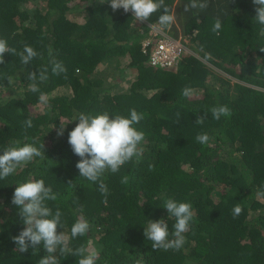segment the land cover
I'll use <instances>...</instances> for the list:
<instances>
[{"label": "trees", "instance_id": "16d2710c", "mask_svg": "<svg viewBox=\"0 0 264 264\" xmlns=\"http://www.w3.org/2000/svg\"><path fill=\"white\" fill-rule=\"evenodd\" d=\"M189 2L165 0L175 14L168 34L194 55L160 68L148 61L152 43L148 54L142 45L154 39L150 26L163 9L141 23L131 11L113 12L108 0H0V38L17 52L27 44L38 53L26 66L5 53L0 64V153L19 142L43 144L45 155L0 180V264H39L46 255L42 245L20 253L13 241L25 226L12 194L30 179H43L58 194L47 202L62 212L58 232L70 235L79 216L88 220L87 234L69 247L97 249L96 264H264V197L258 195L264 186V26L254 19L252 0H207L206 9L185 12ZM216 18L218 33L212 31ZM49 51L66 73L52 74ZM106 66L118 68L121 79L128 74L124 91L115 92L117 81L111 82L118 77H106ZM43 68L48 79L37 81L40 91L33 93L29 73ZM185 87L191 96L182 95ZM220 105L231 116L213 119L210 110ZM131 109L144 114L135 125L145 133L144 152L139 162L105 172V201L98 183L79 176L68 132L81 112L127 116ZM197 116H205L202 125ZM28 119L31 128L24 125ZM198 133H207V144L196 141ZM168 198L191 203L195 222L179 250H154L143 227L164 219L172 231L174 218L163 207ZM237 204L242 211L234 217ZM56 256L58 264L79 260Z\"/></svg>", "mask_w": 264, "mask_h": 264}, {"label": "clouds", "instance_id": "9594fccd", "mask_svg": "<svg viewBox=\"0 0 264 264\" xmlns=\"http://www.w3.org/2000/svg\"><path fill=\"white\" fill-rule=\"evenodd\" d=\"M108 3L113 12L118 9H123L124 13L131 11L136 21L141 23L149 21L154 13L163 9L157 24L150 26V33L153 30L158 32L155 26L160 29H168L175 22V14L165 4V0H108ZM252 3L256 6L254 19L259 25L264 26V0H252ZM207 6V0H190L183 10L185 12L190 9L204 10ZM221 27V20L216 18L212 31L218 33ZM260 51L264 52V49H260ZM5 53L18 55L25 66L38 55L36 50L27 44L24 45L23 51L17 52L15 48L8 46L5 39L0 38V64L4 63ZM49 57L53 75L59 76L66 73L67 70L63 63L56 60L51 51H49ZM38 73V75L36 72L29 73L28 78L32 81L29 88L33 93L40 91L37 81L43 82L48 79L47 68L40 69ZM192 94V89L188 87L182 90V95L185 97ZM40 100L45 101L44 93H41ZM210 111L213 119L216 120L231 116V110L226 105L214 106ZM143 118V113L131 109L127 116L119 113L110 116L107 111L98 114L81 112L77 118L73 119L78 122L68 132L67 142L72 152L79 157L75 167L78 169L79 176L89 182L98 183L99 191L105 201L108 196L107 185L102 179L105 172L117 173L133 158L136 162L142 158L144 149L141 145L145 139V133L138 130L135 125L139 124ZM177 120L179 121V114H177ZM204 120L205 116H197L195 124L202 125ZM24 125L31 128L32 120L24 121ZM64 128L65 123L57 129L58 136L63 135ZM195 139L198 143L205 145L210 137L207 133H198ZM34 157H45L43 144L39 147L33 143L21 145L19 142H13L10 144L0 153V180L14 174L18 168L27 165ZM149 170H153L152 165H149ZM128 182L129 176L124 175L121 183L127 184ZM68 184L71 185L72 182L69 181ZM258 195L264 197V186L258 190ZM57 199L58 194L54 193L50 186H45L43 179H30L16 185L11 203L18 209V215L25 226L17 236L13 237L18 251L24 253L31 248L34 252L38 246L42 245L46 255L39 259V264H58L57 252L61 255L79 257L77 264H96L99 258L97 249H89L84 245L75 249L69 247L72 239L86 235L91 227L83 215L79 216L72 224L70 235L64 231H57L58 227L63 228L62 212L59 208L53 211L47 204L48 201ZM163 207L167 210L168 219L174 218L172 231H169V224L164 219L148 220L147 226L143 227V235L151 241V247L154 250H179L186 242L184 234L195 222L192 205L189 202H178L168 198L164 201ZM241 211L242 208L237 204L233 210L234 217L238 216Z\"/></svg>", "mask_w": 264, "mask_h": 264}, {"label": "built area", "instance_id": "2783aa9c", "mask_svg": "<svg viewBox=\"0 0 264 264\" xmlns=\"http://www.w3.org/2000/svg\"><path fill=\"white\" fill-rule=\"evenodd\" d=\"M150 34L154 39H149L142 45L143 53L148 54V46L152 43L148 54L150 65L160 68L177 65L182 54L186 52V46L181 40L174 39L163 32H155V30ZM158 36L159 38L155 39Z\"/></svg>", "mask_w": 264, "mask_h": 264}, {"label": "rangeland", "instance_id": "374dc122", "mask_svg": "<svg viewBox=\"0 0 264 264\" xmlns=\"http://www.w3.org/2000/svg\"><path fill=\"white\" fill-rule=\"evenodd\" d=\"M82 20V17H77V19H76V21L78 22V21H81ZM155 29L159 32H163V33H165L166 35H168V29H166L165 31L163 30V29H160L159 27H156L155 26ZM194 55L193 53H192V50H191V48H189V47H186V52H185V54L184 55ZM108 66H106L105 68H104V73H106L105 75H106V77H108V76H110V77H112V76H116V78L118 77L117 76V71L116 70H118V68H107ZM120 68V67H119ZM221 75V74H220ZM223 76V75H222ZM109 78V77H108ZM110 80V79H109ZM107 81V82H111V81ZM127 80H128V74L126 73V74H124V78L123 79H121L120 77H118V79H116L115 81H113V82H111V84H113V83H115L116 81H117V84H116V87H117V89H115V92H119L122 88H123V91L128 87V83H127Z\"/></svg>", "mask_w": 264, "mask_h": 264}]
</instances>
